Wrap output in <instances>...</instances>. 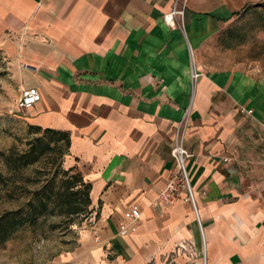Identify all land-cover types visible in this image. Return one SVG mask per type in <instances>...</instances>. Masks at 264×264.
I'll list each match as a JSON object with an SVG mask.
<instances>
[{"label": "crops", "instance_id": "0c3cea01", "mask_svg": "<svg viewBox=\"0 0 264 264\" xmlns=\"http://www.w3.org/2000/svg\"><path fill=\"white\" fill-rule=\"evenodd\" d=\"M173 1L0 0V53L18 96L39 94L18 117L67 132L63 167L90 184L74 264H254L263 250L264 75L217 65L228 3L185 0L179 28L162 19ZM178 124L194 209L156 200Z\"/></svg>", "mask_w": 264, "mask_h": 264}, {"label": "rangeland", "instance_id": "374dc122", "mask_svg": "<svg viewBox=\"0 0 264 264\" xmlns=\"http://www.w3.org/2000/svg\"><path fill=\"white\" fill-rule=\"evenodd\" d=\"M182 0H179V2ZM206 4L226 2L236 10L233 22L220 35L219 67H236L256 75H264V0H201ZM17 69L0 53V213L23 203L28 192L44 183L60 166L50 152L38 162L19 169H6L3 156L12 150L20 153L35 135L20 121L14 111L18 97ZM84 218L71 223L57 216H40L33 226H21L0 243V264H74L82 263L78 238ZM263 250L252 255L254 264H264V234L260 236Z\"/></svg>", "mask_w": 264, "mask_h": 264}, {"label": "trees", "instance_id": "16d2710c", "mask_svg": "<svg viewBox=\"0 0 264 264\" xmlns=\"http://www.w3.org/2000/svg\"><path fill=\"white\" fill-rule=\"evenodd\" d=\"M28 127L35 135L28 141L26 150L20 153L9 150L3 156L4 167H26L50 152H54V160L60 162L69 143L67 132L38 126ZM89 189L90 184L73 168L61 169L58 166L47 181L28 192L23 203L0 213V243L6 241L21 226H33L40 216H57L67 224L77 216L85 220L91 213Z\"/></svg>", "mask_w": 264, "mask_h": 264}, {"label": "built area", "instance_id": "2783aa9c", "mask_svg": "<svg viewBox=\"0 0 264 264\" xmlns=\"http://www.w3.org/2000/svg\"><path fill=\"white\" fill-rule=\"evenodd\" d=\"M184 4L185 0L180 2L179 0H174L171 10L162 17L164 22L175 24L177 27L182 28ZM197 76L198 73L191 68V79L194 80ZM38 100L39 94L36 88H24L19 93L15 107L21 113L30 108ZM183 132L184 126L182 124H178L173 129L169 155L173 161L174 167L169 173L163 188L157 193L156 200L164 204H173L177 200H182L189 203L194 209L193 196L185 167V160L188 158L189 154L183 145ZM222 160L225 161L226 159L223 158ZM139 216V209L134 205L124 209L122 212L123 220L118 224V231L120 233L127 232Z\"/></svg>", "mask_w": 264, "mask_h": 264}]
</instances>
